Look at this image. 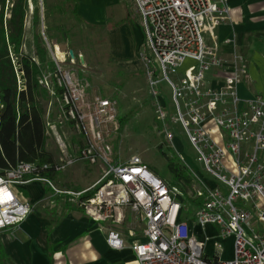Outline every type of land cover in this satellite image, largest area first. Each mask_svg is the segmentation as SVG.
Returning <instances> with one entry per match:
<instances>
[{
  "label": "built area",
  "instance_id": "1",
  "mask_svg": "<svg viewBox=\"0 0 264 264\" xmlns=\"http://www.w3.org/2000/svg\"><path fill=\"white\" fill-rule=\"evenodd\" d=\"M133 1L144 28L141 59L157 117L168 118L157 89L165 80L176 107L171 121L186 131L201 168H192L180 153L191 179L182 188L165 180L139 156L115 161L111 140L119 117L118 102L87 94L70 74L62 75L59 67L55 76L60 73L56 82L63 88L61 95L55 94L51 73L40 82L56 98L59 120L82 135L85 145L78 146L74 155L58 134L61 154L57 160L21 161L0 173V232L19 226L34 211L31 200L19 189L40 182L55 194L67 196L96 221H128L132 235L134 227L142 224L144 239L130 245L139 264H264V99L242 98L238 84L247 73L242 57L235 56L233 69L228 71L230 61L220 55L215 30L228 20L230 7L225 0ZM13 6L14 1L7 0V10ZM187 60L192 63L183 69ZM213 69L225 70L222 83L215 85L209 78ZM49 116L50 111L47 137L57 134L55 120ZM213 125L224 132L223 146L213 137ZM166 134L175 146L174 133L167 128ZM79 161L99 163L98 180L82 190L57 188L52 175ZM193 201L198 203L192 205L195 220L186 214ZM206 225L217 228L215 238H234L232 258L222 257L219 241L213 255L205 252V241L198 239L194 227ZM106 241L113 249L126 246L123 233L116 228L107 229Z\"/></svg>",
  "mask_w": 264,
  "mask_h": 264
},
{
  "label": "rangeland",
  "instance_id": "2",
  "mask_svg": "<svg viewBox=\"0 0 264 264\" xmlns=\"http://www.w3.org/2000/svg\"><path fill=\"white\" fill-rule=\"evenodd\" d=\"M13 1L15 3L18 0ZM27 4L28 14L25 19L24 40L19 49L20 55H28L37 59L34 41L35 35L39 33L49 50L55 67L58 71L59 67L61 68L62 75L70 74L73 81L91 96L102 95L114 98L118 102L119 117L116 124H113L111 140L115 161L126 162L132 156H139L150 168H156V173L170 183L174 180L173 172L169 168L170 162H173L174 168L185 170L186 163L181 160L180 153L192 168H201V164L197 161L198 153L190 143L186 131L180 123L173 124L171 121L176 115V107L168 82L162 80L157 86L168 113L167 120L161 121L157 117L155 97L145 65L142 74L137 75V71L125 69L118 61L119 56L114 50L109 32L113 24L126 16L133 23L142 24L133 0H44L43 2L27 0ZM36 9H38L39 16L37 24H35ZM10 10L6 8V15L10 14ZM49 45L54 50L55 56L52 55ZM69 49L74 50V59L68 55ZM13 54L16 58L17 53ZM191 63L187 60L182 66L183 69ZM51 71L47 67L44 69L46 74ZM59 74L55 77H59ZM51 96L47 105V114L48 111L53 114L57 134L49 136L47 150L54 158H57L61 154L57 143L58 134L67 143L70 153L77 149L78 145L84 146L85 141L83 136L78 135L70 124L59 120L57 100L53 95ZM167 128L174 133L176 147L167 139ZM213 128H215L213 137L223 146L225 144L222 136L223 130L215 125ZM83 164H86L85 169L89 176L86 184H89L91 179L99 176L100 171L88 162L83 161ZM75 167L76 165H70L58 172L54 181L57 188L75 190L72 184L63 180L67 176L81 175V172L74 171ZM189 172V170L186 171L187 174ZM204 176L207 178L208 174L204 173ZM183 186L186 184L184 183ZM52 193L54 195L48 201L68 208L67 196L55 194L53 190ZM24 195H26L25 192ZM60 199L61 202H59ZM193 204L197 206L198 203L191 202L186 214L195 220ZM64 211L62 209V214ZM250 223L252 226L256 225L254 221ZM209 226L211 225L194 227V233L198 239L205 241V252L213 255L216 241H219L223 245L222 257L232 258L234 238H215L218 236V230L215 226Z\"/></svg>",
  "mask_w": 264,
  "mask_h": 264
},
{
  "label": "crops",
  "instance_id": "3",
  "mask_svg": "<svg viewBox=\"0 0 264 264\" xmlns=\"http://www.w3.org/2000/svg\"><path fill=\"white\" fill-rule=\"evenodd\" d=\"M225 1L230 7L229 18L215 30L220 55L230 61L228 71L233 69L231 63L235 56L242 57L241 64L245 65L247 73L238 84L239 95L264 99V0ZM109 36L122 66L137 71V75L142 74L141 52L145 43L142 24L133 23L126 16L111 26ZM225 74L223 69H213L209 78L216 85L223 82ZM49 139L47 137V146ZM76 151L71 153L75 155ZM73 165H76L74 171L81 175L67 176L63 180L72 184L75 190L91 186L101 175V165L91 164L100 174L86 184L89 179L86 164L79 161ZM57 175H52L54 181ZM19 191L31 200L34 211L19 226L0 232V264H139L130 245L144 239L142 224L134 227L135 234L132 235L128 221L123 224L96 221L70 202L68 208L53 204L48 201L54 195L52 189L40 182L26 185ZM62 209L65 210L63 214ZM128 220L131 222L132 217ZM108 228L123 233L126 242L123 249L108 245Z\"/></svg>",
  "mask_w": 264,
  "mask_h": 264
},
{
  "label": "trees",
  "instance_id": "4",
  "mask_svg": "<svg viewBox=\"0 0 264 264\" xmlns=\"http://www.w3.org/2000/svg\"><path fill=\"white\" fill-rule=\"evenodd\" d=\"M6 3L7 0H0V173L21 161H55L46 145L47 105L52 97L40 82L46 67L52 70L56 96L63 92L57 85V68L41 34L37 33L34 41L37 59L19 53L25 35L27 0L16 1L9 15H6ZM38 18L36 9L35 24ZM13 53H17L16 58ZM53 118L50 113L49 119ZM173 165L169 163L174 175L172 184L182 188L184 183L191 184L186 171ZM151 169L157 172L156 168Z\"/></svg>",
  "mask_w": 264,
  "mask_h": 264
},
{
  "label": "water",
  "instance_id": "5",
  "mask_svg": "<svg viewBox=\"0 0 264 264\" xmlns=\"http://www.w3.org/2000/svg\"><path fill=\"white\" fill-rule=\"evenodd\" d=\"M49 49H50L52 55L55 56L54 50L50 47V45H49ZM69 56H70L72 59L75 58V53H74V50H73V49H69Z\"/></svg>",
  "mask_w": 264,
  "mask_h": 264
}]
</instances>
